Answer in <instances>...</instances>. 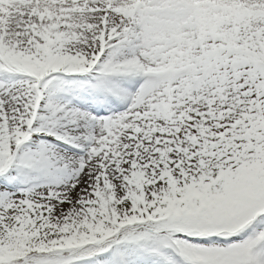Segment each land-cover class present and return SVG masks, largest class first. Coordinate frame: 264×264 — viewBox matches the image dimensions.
Wrapping results in <instances>:
<instances>
[{"label": "rangeland", "instance_id": "rangeland-1", "mask_svg": "<svg viewBox=\"0 0 264 264\" xmlns=\"http://www.w3.org/2000/svg\"><path fill=\"white\" fill-rule=\"evenodd\" d=\"M68 1L75 15L106 18L138 38H98L92 63L70 70L44 60L86 48L68 32L50 37L47 57L18 50L17 73L15 61L0 57V105L27 92L26 121L39 112L92 137L85 150L70 148L23 124L7 146L0 132V246L19 226L36 252L99 251L66 264H264V11L253 8L264 0ZM14 9L15 0H0V18ZM126 67L136 73L123 81ZM48 76L55 81L43 83ZM80 82L102 96L108 83L125 90L127 106L97 112L76 104ZM58 111L68 120L56 121ZM95 166L96 186L81 195L77 177ZM252 171L263 184L246 195ZM225 181L235 196L221 205ZM171 223L182 228L154 229ZM124 230L135 237L118 240Z\"/></svg>", "mask_w": 264, "mask_h": 264}, {"label": "bare ground", "instance_id": "bare-ground-1", "mask_svg": "<svg viewBox=\"0 0 264 264\" xmlns=\"http://www.w3.org/2000/svg\"><path fill=\"white\" fill-rule=\"evenodd\" d=\"M253 6L254 10L258 12L264 11V5L253 4ZM74 11L73 5L68 0H15V9L0 18V57H9L13 62L15 61V63H13L14 65H11L13 69L10 71L17 73L19 71L16 70H20L21 68V57L18 55V50H31L35 48L40 52L42 50L43 52H47L46 50H50L51 36H53L54 39L60 40V38H67L68 36H66V34L68 32V34H72L75 38L79 37L82 39L83 43L87 44L86 48L82 50H70L61 57H48L44 59L46 64L55 68H62L63 70H70L79 65L91 64L94 60L93 54L91 53L93 41L98 38H115L120 44H124L125 42L133 43L138 38L137 34L121 29L119 26L108 22L106 18L77 16ZM41 24H47L49 27H41ZM26 46L28 47L26 48ZM104 52L105 51H103V53ZM48 53L49 52L45 54V57L49 56ZM9 54H11L12 57ZM24 55L27 57L28 53ZM105 58H107V55L103 54L100 59L101 62L96 66H103ZM101 70L102 69H100V71ZM125 70L126 73L118 74L123 81L128 80L132 74L136 73L134 68L131 67H126ZM104 71H106V69ZM119 71L122 72L121 70ZM111 76L116 78V75L111 74ZM104 78L105 81L108 82L106 79L107 75L104 76ZM100 80L101 78L99 81ZM53 81H55V79L48 76L44 78L42 82L50 83ZM79 84L78 86L80 87L77 91L79 95L75 99L76 104L90 107L97 112H105V110L127 106L128 93L125 90L117 89L115 85L113 86L111 83H108L110 89L106 96L99 95L100 91L91 84H87L83 89L81 87L83 82ZM21 92L22 91H18L16 94L12 95L10 102L0 105V132L7 146L9 144L13 145L15 141L18 140L20 136L19 129L23 124H26L30 131L49 130L53 137L62 139V143L66 146L85 150L87 142H91L89 138L92 137L88 135L89 131L83 128L79 129L76 134L71 135L61 130V128L57 126V122L52 124L47 123L41 118V113L39 112L34 115L33 120L29 118V120L26 121L25 117L31 106L32 97L27 92ZM109 92L111 93L109 94ZM48 100L49 98L45 100V106L53 102V100ZM73 111L74 116L75 113L78 116L82 114L80 109H73ZM55 117L56 121L58 120L59 122L68 120L64 111H58ZM125 151L126 150L123 149L120 153L123 154ZM12 165L16 167L17 162L16 164L12 163ZM40 167L42 170H45L48 167V162L44 159ZM29 170L32 171L33 169L30 167ZM94 171H96V166L90 171L85 173L82 172L78 175L77 185L81 195H87L89 191L95 188ZM59 172L60 170L58 169L57 172L51 173V177H56ZM48 178L50 179V176ZM121 188L123 189L124 186ZM163 264H168V262H164Z\"/></svg>", "mask_w": 264, "mask_h": 264}, {"label": "trees", "instance_id": "trees-1", "mask_svg": "<svg viewBox=\"0 0 264 264\" xmlns=\"http://www.w3.org/2000/svg\"><path fill=\"white\" fill-rule=\"evenodd\" d=\"M221 172L225 176L226 180V172L220 166ZM259 169L257 167L255 170ZM232 173H236L233 168L231 167ZM247 171L248 168H247ZM238 173V172H237ZM250 178L246 179L243 185V189L245 190L246 195L251 194L257 187L261 186L263 183V179L261 180L260 171H257L256 174L252 171L250 173ZM245 179V177H244ZM241 180L237 181V186L240 184ZM232 186V185H231ZM241 186V184L239 185ZM235 187V186H234ZM235 196L234 193H231L229 189L228 182L225 181L223 185V192L222 196L219 198V203L223 202L230 203L233 201L232 198ZM224 205V203H223ZM177 229L182 228L179 226L178 223H171V224H155L154 229ZM132 231L124 230L118 236V240H131L135 236ZM8 246L4 248L2 245L0 246V264H66L72 259H83L87 257H92L97 255L99 251L96 247L93 246H86L72 255H68L71 251H63V250H50L46 251L45 253L36 252L35 250V242L33 239L19 226L15 227L11 235L7 240Z\"/></svg>", "mask_w": 264, "mask_h": 264}]
</instances>
